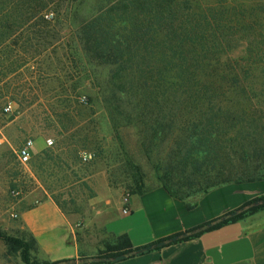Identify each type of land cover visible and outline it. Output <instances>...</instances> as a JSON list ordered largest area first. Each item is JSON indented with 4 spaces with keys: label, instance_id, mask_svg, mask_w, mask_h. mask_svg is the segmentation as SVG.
Returning a JSON list of instances; mask_svg holds the SVG:
<instances>
[{
    "label": "rangeland",
    "instance_id": "1",
    "mask_svg": "<svg viewBox=\"0 0 264 264\" xmlns=\"http://www.w3.org/2000/svg\"><path fill=\"white\" fill-rule=\"evenodd\" d=\"M42 1L46 10L35 19L0 13V264L43 262L31 249L28 263L24 250L8 241L30 242L19 224L23 208L49 197L80 222L93 218L116 199L111 189L125 196L161 186L172 147L144 143L147 123L137 114L113 119L108 112L104 88L112 68L91 61L80 41L81 26L104 1ZM220 1L223 27L241 38L226 55L241 66L253 56L245 75L253 97L247 110L264 125V0ZM246 33L250 42L242 44ZM29 139L44 146L26 168L16 151Z\"/></svg>",
    "mask_w": 264,
    "mask_h": 264
},
{
    "label": "trees",
    "instance_id": "2",
    "mask_svg": "<svg viewBox=\"0 0 264 264\" xmlns=\"http://www.w3.org/2000/svg\"><path fill=\"white\" fill-rule=\"evenodd\" d=\"M103 1L97 14L81 26L80 41L91 61L112 68L104 88L112 118L118 115L133 120L137 114L147 123L144 143L171 142L161 186L172 196L185 199L222 185L264 180V125L247 110L253 97L247 91L245 75L248 77L253 56L248 55L241 66L237 58L226 55L236 50L238 45L232 43L239 44L241 38L235 39L233 28L227 31L223 27L221 1ZM45 10L42 0H0V13L15 11L35 19ZM251 34L246 33L242 44L250 42ZM263 201L264 196L258 197L226 218L241 219L264 208ZM210 227L214 225L208 223L190 232L197 234ZM8 241L22 248L24 259L31 263L28 252L36 251L32 236L26 244ZM140 252L123 236L107 243L91 260L112 262ZM32 264L77 261L34 259Z\"/></svg>",
    "mask_w": 264,
    "mask_h": 264
},
{
    "label": "crops",
    "instance_id": "3",
    "mask_svg": "<svg viewBox=\"0 0 264 264\" xmlns=\"http://www.w3.org/2000/svg\"><path fill=\"white\" fill-rule=\"evenodd\" d=\"M43 146L42 140H35L31 154ZM111 190L116 199L109 209L83 222L49 197L23 208L19 224L35 240L36 257L50 262L74 259L77 264H264V208L235 221L226 218L264 196V180L222 185L185 199L162 186L125 196L121 189ZM208 223L214 227L191 234ZM177 235L190 236L180 240ZM123 236L142 252L112 262L91 260ZM169 237L176 238L164 244Z\"/></svg>",
    "mask_w": 264,
    "mask_h": 264
},
{
    "label": "built area",
    "instance_id": "4",
    "mask_svg": "<svg viewBox=\"0 0 264 264\" xmlns=\"http://www.w3.org/2000/svg\"><path fill=\"white\" fill-rule=\"evenodd\" d=\"M12 109V106L11 105H8L6 108H5V111L9 112L10 110ZM1 142V141H0ZM50 143V141H49ZM34 145V141L33 140H26L19 148L18 150L16 151V155H17V159H18V162L20 163V165L24 166V167H28L29 163H30V160H31V148L33 147ZM85 158H91V155H87L85 156ZM14 195L18 196L20 195V192L17 191V192H13ZM123 203L124 205L126 206L128 204V198H124L123 200ZM123 213L124 214H128V210L127 209H124L123 210ZM15 217H17L18 215L15 214L14 215Z\"/></svg>",
    "mask_w": 264,
    "mask_h": 264
},
{
    "label": "water",
    "instance_id": "5",
    "mask_svg": "<svg viewBox=\"0 0 264 264\" xmlns=\"http://www.w3.org/2000/svg\"><path fill=\"white\" fill-rule=\"evenodd\" d=\"M264 202V201H263ZM150 247H147V249H149ZM124 257L123 256H120L117 258V260H122Z\"/></svg>",
    "mask_w": 264,
    "mask_h": 264
}]
</instances>
